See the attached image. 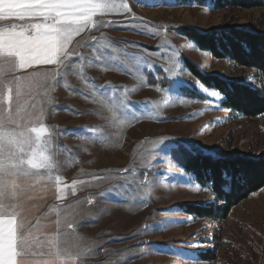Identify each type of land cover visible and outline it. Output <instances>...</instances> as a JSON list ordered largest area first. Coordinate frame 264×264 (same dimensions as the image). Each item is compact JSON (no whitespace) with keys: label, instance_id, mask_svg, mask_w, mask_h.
I'll return each instance as SVG.
<instances>
[{"label":"rangeland","instance_id":"obj_1","mask_svg":"<svg viewBox=\"0 0 264 264\" xmlns=\"http://www.w3.org/2000/svg\"><path fill=\"white\" fill-rule=\"evenodd\" d=\"M123 2L129 12L94 18L117 23L86 29L74 37L73 44H93L92 37L105 39L95 51L77 49L85 60L62 78L66 83L47 94L43 87L23 89L26 110L38 115L44 108L43 122L52 132L48 154L53 179L30 181L33 186L25 185L22 197L32 202V226L38 218L50 225L35 229L32 239L45 240L56 231L58 217L67 216L60 228L69 234L65 246L73 253H86L71 264H264V189L233 208L223 223L183 214L177 205H215L216 199L209 190H197L193 178L171 158L172 151L158 143L165 138L171 145L192 144L218 159L255 158L264 152V119L222 109L221 97L202 87L184 62L204 75L241 79L250 88L258 85L255 72L214 59L176 32L178 27H189L202 33L230 28L264 33V9L181 6L174 0H168L169 7ZM115 3L120 5L121 0ZM98 54L103 57L99 63L112 65L111 70L90 65ZM158 72L168 86L148 83V74L160 83ZM104 85H111L115 95L104 90L106 103H101L93 87L103 90ZM182 87H194L205 100L184 97ZM85 95L91 99H84ZM121 101H126L127 109ZM126 111L130 115L125 116ZM207 251L211 259L202 261L199 254Z\"/></svg>","mask_w":264,"mask_h":264},{"label":"snow or ice","instance_id":"obj_2","mask_svg":"<svg viewBox=\"0 0 264 264\" xmlns=\"http://www.w3.org/2000/svg\"><path fill=\"white\" fill-rule=\"evenodd\" d=\"M134 2L140 7L171 6L168 0ZM129 11V5L123 0L120 5L115 0H0V22H4L0 23V264H71L86 254L80 251L73 253L71 247L65 246L69 234L61 232L60 228L67 221V216L58 217L54 222L56 231L48 234L45 240L32 239L35 229L50 227L41 224L39 218L35 225L26 230L27 209L22 198L27 191L25 185L32 187L30 181L53 179V163L48 154L52 132L43 122L45 109L41 108L38 115L29 112L26 110L27 101L22 103L21 97L24 87H43L47 94L61 83H66L62 78L75 65L82 66L85 60L77 49L92 47L95 51L96 44L105 39L92 37L93 44L80 41L73 44L74 37L86 29L99 30L100 27H110L117 23H104L94 19L97 16ZM16 21L24 23L18 24ZM102 59L98 54L97 61L90 62V65L95 63L102 70H111L112 65L99 63ZM46 65H55V68L38 67ZM37 77L44 79L38 81ZM49 79L51 84H48ZM90 82L85 80V83ZM67 90L77 94L71 88ZM104 90H107L108 96L115 95L111 85H104L103 90L94 86L93 92L101 97V103H106ZM83 98L91 99L86 95ZM47 102L51 104V98ZM121 103L127 109L126 101ZM106 106L115 111L113 105ZM56 110L52 108V111ZM78 114L81 113L73 112V115ZM124 115L130 113L126 111ZM131 118L137 119L135 115ZM158 143L169 151L182 148L179 144H168L165 138H160ZM55 179L57 199H60V178L57 176ZM184 186L190 187L187 184ZM196 187L201 190L200 186ZM89 203H92L91 199ZM53 210L59 211L57 208L49 209ZM67 226L73 227L71 224ZM37 247L39 251H36ZM35 257L42 259L36 261Z\"/></svg>","mask_w":264,"mask_h":264},{"label":"trees","instance_id":"obj_3","mask_svg":"<svg viewBox=\"0 0 264 264\" xmlns=\"http://www.w3.org/2000/svg\"><path fill=\"white\" fill-rule=\"evenodd\" d=\"M181 6H211L215 9H264V0H174ZM176 32L198 50L209 53L216 60H228L233 65L255 72L258 85L250 88L241 79L225 81L214 75H204L188 62L185 69L205 89L215 91L225 111L248 119H264V33L230 28L199 32L178 27ZM148 83L163 87L164 76L148 74ZM181 94L192 100H205L194 87H182ZM180 145V144H179ZM171 152V158L182 171L202 188H207L216 204L177 205L183 214L214 223H223L238 204L264 189V152L258 157L231 155L213 158L190 144ZM202 261L211 259L210 251L199 254Z\"/></svg>","mask_w":264,"mask_h":264},{"label":"crops","instance_id":"obj_4","mask_svg":"<svg viewBox=\"0 0 264 264\" xmlns=\"http://www.w3.org/2000/svg\"><path fill=\"white\" fill-rule=\"evenodd\" d=\"M23 200H24V206H25V208L27 209V212H26V218H27V221H28V223L26 224V230L28 229V228H31L32 227V214H33V212H32V202H31V200H27V199H25V198H23Z\"/></svg>","mask_w":264,"mask_h":264}]
</instances>
